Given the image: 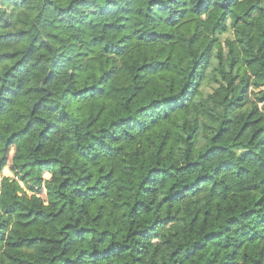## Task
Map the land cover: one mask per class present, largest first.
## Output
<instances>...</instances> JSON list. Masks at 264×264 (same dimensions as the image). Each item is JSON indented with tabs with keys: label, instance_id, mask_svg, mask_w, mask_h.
Returning a JSON list of instances; mask_svg holds the SVG:
<instances>
[{
	"label": "trees",
	"instance_id": "16d2710c",
	"mask_svg": "<svg viewBox=\"0 0 264 264\" xmlns=\"http://www.w3.org/2000/svg\"><path fill=\"white\" fill-rule=\"evenodd\" d=\"M0 264H264V0H0Z\"/></svg>",
	"mask_w": 264,
	"mask_h": 264
},
{
	"label": "rangeland",
	"instance_id": "374dc122",
	"mask_svg": "<svg viewBox=\"0 0 264 264\" xmlns=\"http://www.w3.org/2000/svg\"><path fill=\"white\" fill-rule=\"evenodd\" d=\"M227 37H230V35H226V36H224L223 38H227ZM204 90L205 91H211V89L210 88H208V86L207 85H204Z\"/></svg>",
	"mask_w": 264,
	"mask_h": 264
}]
</instances>
